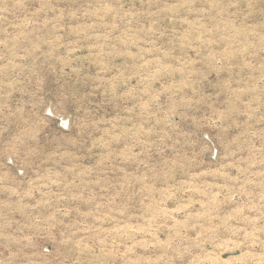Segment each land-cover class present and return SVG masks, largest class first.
<instances>
[{
    "label": "rangeland",
    "instance_id": "1",
    "mask_svg": "<svg viewBox=\"0 0 264 264\" xmlns=\"http://www.w3.org/2000/svg\"><path fill=\"white\" fill-rule=\"evenodd\" d=\"M0 264H264V0H0Z\"/></svg>",
    "mask_w": 264,
    "mask_h": 264
}]
</instances>
